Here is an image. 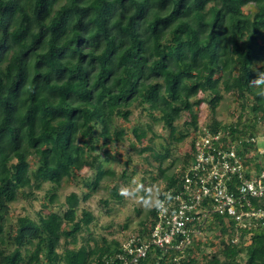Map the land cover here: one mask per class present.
I'll return each instance as SVG.
<instances>
[{"label": "trees", "instance_id": "1", "mask_svg": "<svg viewBox=\"0 0 264 264\" xmlns=\"http://www.w3.org/2000/svg\"><path fill=\"white\" fill-rule=\"evenodd\" d=\"M261 65L264 0H0V264H94L116 255L122 241L78 245V235L96 218L86 202L101 184L125 201L108 164L126 142L157 172L152 183L163 180L136 232L148 236L162 194L182 189L202 104L210 110L203 126L242 140L240 154L256 147L245 138L263 132L264 99L248 82ZM226 94L239 108L228 122L216 113ZM190 137L178 162L173 147ZM131 158L120 175L126 183ZM248 159L247 175L264 169V160ZM86 171L88 192L59 203V191ZM40 188L49 210L9 223L12 205ZM215 226L218 248H200ZM202 231L179 264H264L261 225L238 228L215 214ZM178 254L154 248L138 264H177Z\"/></svg>", "mask_w": 264, "mask_h": 264}, {"label": "built area", "instance_id": "2", "mask_svg": "<svg viewBox=\"0 0 264 264\" xmlns=\"http://www.w3.org/2000/svg\"><path fill=\"white\" fill-rule=\"evenodd\" d=\"M262 127L256 137L245 138L257 145L243 155L237 151L242 140L224 141L222 130L212 132L202 126L194 136L193 158L183 174L182 189L162 194L156 207L162 210H157L158 218L148 236L136 233L127 237L116 255L94 264H138L154 248L178 251L174 261L179 264L215 214L234 219L238 228L264 227V207L252 205V199H264V169L257 173L252 168L247 175L248 158L264 160V121Z\"/></svg>", "mask_w": 264, "mask_h": 264}, {"label": "rangeland", "instance_id": "3", "mask_svg": "<svg viewBox=\"0 0 264 264\" xmlns=\"http://www.w3.org/2000/svg\"><path fill=\"white\" fill-rule=\"evenodd\" d=\"M239 108L233 98V95L226 94L217 108V116L224 122H228L237 118ZM200 128L204 125V122L210 115L209 107L206 103L200 107ZM186 115H184L180 123L184 122ZM135 120V118H134ZM157 131L168 135L166 129H162V124H157ZM194 129H192L193 131ZM192 137L187 138L184 142L177 144L173 147L174 157L178 158V162L190 150V140ZM157 142L162 139H157ZM157 148L159 145L156 144ZM123 149L118 153L117 150H113L117 154L116 161H111L108 164L116 172V178L121 184L122 188L128 190V197L125 198L124 202L114 200L110 196V189L101 184L98 190L93 193L87 200L86 206L95 214V220L89 225L88 228L84 229L82 234L78 235V245L84 243L86 239H90L91 242L102 245L103 238L108 241L114 238L123 241L127 237L136 234L140 228V221L145 219L149 214V210L154 206L158 193L163 188V180L158 178L152 183V176L157 175V172H147L146 161L136 155L134 149L130 146V142H126ZM131 156L129 164L130 171H134L133 177L128 178V182H124V179L120 177L126 157ZM153 165L157 166V162L152 157L149 158ZM169 164L166 162L165 165ZM180 164V163H179ZM178 164V165H179ZM177 170V168H174ZM92 171H86L80 175L77 181L71 182L66 185L61 191H59L58 202L63 203L64 198L71 191H77L79 193L88 192V188L83 184V175L89 176ZM111 179L110 176L105 177V181ZM45 189L40 188L35 195L28 199H20L18 202L12 205L11 213L8 217L9 223L15 222L18 214L30 213L35 215L38 211L47 212L49 209L44 208L45 201L43 200V194ZM108 203H105L106 201ZM141 201L143 203H141ZM80 213V212H79ZM214 225V224H212ZM218 232V227H213V230H208L206 237L200 242V248H214L217 249L219 243L215 242V234ZM250 241V240H249ZM217 244V245H216Z\"/></svg>", "mask_w": 264, "mask_h": 264}, {"label": "clouds", "instance_id": "4", "mask_svg": "<svg viewBox=\"0 0 264 264\" xmlns=\"http://www.w3.org/2000/svg\"><path fill=\"white\" fill-rule=\"evenodd\" d=\"M249 87L252 88L256 95L264 99V65H261L255 70L254 76L249 80ZM121 195L128 197L129 193L128 190L125 188L121 189ZM141 203H143L141 201ZM158 211L162 210L160 208H157Z\"/></svg>", "mask_w": 264, "mask_h": 264}]
</instances>
